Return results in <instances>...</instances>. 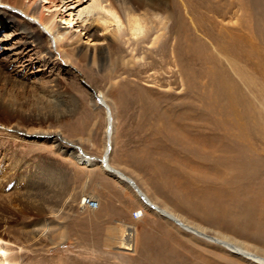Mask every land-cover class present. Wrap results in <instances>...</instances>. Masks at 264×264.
<instances>
[{
    "label": "rangeland",
    "instance_id": "374dc122",
    "mask_svg": "<svg viewBox=\"0 0 264 264\" xmlns=\"http://www.w3.org/2000/svg\"><path fill=\"white\" fill-rule=\"evenodd\" d=\"M32 1L37 15H56L62 29L76 30L60 18L73 6ZM107 2L121 13L135 0ZM139 2L137 13L163 7L164 24L146 39L121 34L114 55L103 51L95 62L57 53V64L34 62L14 86L0 76V219L8 253L20 264H264V0ZM10 34L0 31L3 45ZM108 118L112 168L182 223L260 260L180 229L100 165L77 162L73 151L103 157ZM87 197L97 210L84 207ZM110 201L117 209L142 206L147 218L104 224L105 211L101 218L96 212Z\"/></svg>",
    "mask_w": 264,
    "mask_h": 264
},
{
    "label": "bare ground",
    "instance_id": "6f19581e",
    "mask_svg": "<svg viewBox=\"0 0 264 264\" xmlns=\"http://www.w3.org/2000/svg\"><path fill=\"white\" fill-rule=\"evenodd\" d=\"M0 3L7 4L6 6L8 7L7 9L0 8V31L2 29H8L11 31V39L5 41L4 45L0 42V72H4L1 73L0 76L5 77L6 75L5 82L10 85H13L10 81H12L14 77H18L19 72L27 69L34 62L40 64L41 67L50 64H57V53L64 55H66V53L76 54L81 60L95 62L98 55L103 51L110 53V56H112L113 51L111 47L121 34L126 33L128 35V41L135 42L140 39L144 40L152 32L158 31V27L164 24L162 19L159 18V13L157 12V10L163 8L162 6L160 8V6L157 5L153 8L145 9L142 13H137L141 7L139 0H135L134 4L130 3L129 5H125L122 2L124 8L121 13L116 12L111 7L112 4L110 5L107 0H56L55 6L58 3L66 7L73 6L66 17L60 15V18L66 20L68 23H73L72 27L76 26V30L67 28L62 29L60 25L54 22L56 15H50V17H45L42 14L37 15L35 1L28 0L25 2L24 0H1ZM13 11L21 13L25 19H18L19 17L15 15ZM33 23H37L40 29L34 30L31 25ZM100 30L102 31L101 35L98 34V31ZM84 37L86 40H95L97 43L93 42L94 44H89L87 41L83 42L82 39H84ZM154 40H156V38H154ZM11 41H13V43H11ZM31 53H36V57L34 56L35 58L31 59ZM24 57H29L30 59H24ZM3 60L5 61L3 62ZM9 67L10 69L12 68V72L16 75L10 72L8 69ZM101 100L103 102V98ZM108 121V130L106 133L108 139L104 155L108 151V146L112 149V143L110 141V134L112 133L110 118H108ZM111 149H109L108 156ZM104 155L101 159L92 160L90 157L87 158L82 155L79 150L77 152H71V156L79 163L87 164L88 166L100 165L102 169L113 176L119 183H125L128 185L145 204L156 212L157 215L172 221L180 229L196 234V236L202 238H208L209 240L212 239L216 243L219 241V239L217 240L215 238L207 237L203 231L194 229L193 227L186 225L184 222L182 223L168 212L149 202L143 192H137L136 189L126 181L129 179L128 177L110 166L108 157H105L104 160ZM109 170L117 173L112 174ZM81 201L84 207L91 211H95L99 207V203H97V207H93L92 199L85 198ZM138 212L140 215L139 217H141L142 213L140 211ZM1 228L2 222L0 219V264H20L18 263L19 257H17V255L15 257V255L8 253L10 247L1 237ZM124 229L126 230L124 236L126 242H124L123 245L124 248L130 249L132 245L129 243L130 240L127 241V238L131 239L133 231L132 228L127 225ZM219 242L236 255L243 256L244 258L253 261L260 260L251 256L246 251L240 250L236 245L232 243L230 244L227 240L223 241L221 239ZM261 262L262 261H260V263Z\"/></svg>",
    "mask_w": 264,
    "mask_h": 264
},
{
    "label": "crops",
    "instance_id": "0c3cea01",
    "mask_svg": "<svg viewBox=\"0 0 264 264\" xmlns=\"http://www.w3.org/2000/svg\"><path fill=\"white\" fill-rule=\"evenodd\" d=\"M102 204H103V207L104 206H106V207H104V208L101 207L100 210L98 212H96V215L98 214L97 216L101 218V215L99 216V213H102V211H105L104 217L102 215V218H107V220L104 221V224L109 223V224L123 225V224H129L132 221L141 222L147 218L146 217V215H147L146 210L142 206L139 207V205H137V204L133 205L132 203L131 204L125 203V204L120 206V209L116 208V202H113V201H110V205H108V203H106V205H105L104 202ZM141 208L144 210V214L139 218L134 217L133 212L136 211L137 209H141ZM106 234H105V236L107 238H110V239L114 238L112 232H111V234H107V235Z\"/></svg>",
    "mask_w": 264,
    "mask_h": 264
},
{
    "label": "water",
    "instance_id": "95a60500",
    "mask_svg": "<svg viewBox=\"0 0 264 264\" xmlns=\"http://www.w3.org/2000/svg\"><path fill=\"white\" fill-rule=\"evenodd\" d=\"M108 147H109V148H108V151H107L106 154L104 155V160H105V157H108L109 149H111L110 146H108ZM103 163H104V162H103ZM104 165H105V164H104ZM109 171H111L112 174L117 173V172L112 171V170H109ZM126 181L129 182V183L132 185V187L136 189L137 192L139 191L138 188L135 186V184H134L133 181H131V180H129V179L126 180Z\"/></svg>",
    "mask_w": 264,
    "mask_h": 264
},
{
    "label": "built area",
    "instance_id": "2783aa9c",
    "mask_svg": "<svg viewBox=\"0 0 264 264\" xmlns=\"http://www.w3.org/2000/svg\"><path fill=\"white\" fill-rule=\"evenodd\" d=\"M87 199H92V198L87 197ZM97 203H98V201H95L94 199H92V205H93V207H97L98 206ZM133 216L134 217H139L140 216L139 215V212L138 211H134L133 212Z\"/></svg>",
    "mask_w": 264,
    "mask_h": 264
}]
</instances>
